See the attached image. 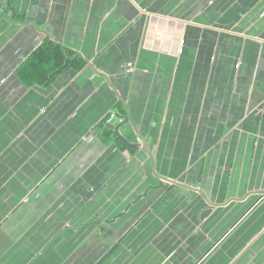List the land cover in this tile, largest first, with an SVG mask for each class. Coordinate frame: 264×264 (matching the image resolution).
<instances>
[{
  "label": "crops",
  "instance_id": "crops-1",
  "mask_svg": "<svg viewBox=\"0 0 264 264\" xmlns=\"http://www.w3.org/2000/svg\"><path fill=\"white\" fill-rule=\"evenodd\" d=\"M0 264H264V0H0Z\"/></svg>",
  "mask_w": 264,
  "mask_h": 264
},
{
  "label": "trees",
  "instance_id": "trees-1",
  "mask_svg": "<svg viewBox=\"0 0 264 264\" xmlns=\"http://www.w3.org/2000/svg\"><path fill=\"white\" fill-rule=\"evenodd\" d=\"M74 55L61 49L55 44L46 42L29 62L24 66L20 78L25 84L45 83L50 78L68 67L75 65L76 69L82 68L84 63L73 59ZM108 129V128H107ZM111 133L112 132V128ZM108 129V130H110Z\"/></svg>",
  "mask_w": 264,
  "mask_h": 264
},
{
  "label": "water",
  "instance_id": "water-1",
  "mask_svg": "<svg viewBox=\"0 0 264 264\" xmlns=\"http://www.w3.org/2000/svg\"><path fill=\"white\" fill-rule=\"evenodd\" d=\"M119 118V117H118ZM127 123V120H125V122L123 124H126ZM120 127L121 126H117V127H114V126H111V128L115 131L116 135L118 137H120V133H119V130H120Z\"/></svg>",
  "mask_w": 264,
  "mask_h": 264
},
{
  "label": "built area",
  "instance_id": "built-area-1",
  "mask_svg": "<svg viewBox=\"0 0 264 264\" xmlns=\"http://www.w3.org/2000/svg\"><path fill=\"white\" fill-rule=\"evenodd\" d=\"M183 47H184V42H180V49H179V54H182V52H183ZM112 119L113 118H115V115H112V117H111ZM116 119V118H115Z\"/></svg>",
  "mask_w": 264,
  "mask_h": 264
}]
</instances>
